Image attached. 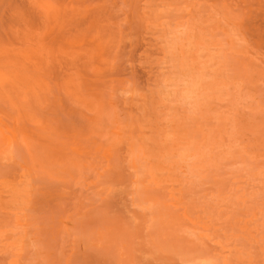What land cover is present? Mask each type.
I'll list each match as a JSON object with an SVG mask.
<instances>
[{
  "label": "rangeland",
  "instance_id": "374dc122",
  "mask_svg": "<svg viewBox=\"0 0 264 264\" xmlns=\"http://www.w3.org/2000/svg\"><path fill=\"white\" fill-rule=\"evenodd\" d=\"M0 264H264V0H0Z\"/></svg>",
  "mask_w": 264,
  "mask_h": 264
}]
</instances>
